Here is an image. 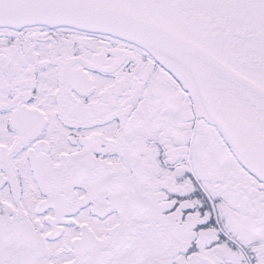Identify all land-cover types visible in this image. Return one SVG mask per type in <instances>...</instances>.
I'll return each mask as SVG.
<instances>
[{"label":"snow or ice","instance_id":"obj_1","mask_svg":"<svg viewBox=\"0 0 264 264\" xmlns=\"http://www.w3.org/2000/svg\"><path fill=\"white\" fill-rule=\"evenodd\" d=\"M0 264H264V0H0Z\"/></svg>","mask_w":264,"mask_h":264}]
</instances>
